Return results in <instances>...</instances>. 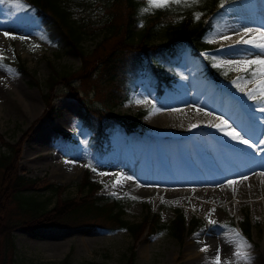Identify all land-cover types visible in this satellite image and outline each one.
Masks as SVG:
<instances>
[{
    "label": "rangeland",
    "instance_id": "obj_1",
    "mask_svg": "<svg viewBox=\"0 0 264 264\" xmlns=\"http://www.w3.org/2000/svg\"><path fill=\"white\" fill-rule=\"evenodd\" d=\"M89 2L90 9L84 12L89 16L76 12L78 18H75L80 22L88 18L92 36H86L82 44L88 52L105 33L104 24L111 13L106 0ZM17 3L13 4L11 19L0 12V153L5 151L3 143L14 144L27 131L16 163L18 172L33 185L31 190L21 192L22 196H35L41 206L38 211L50 210L62 199L84 195L77 188L83 171L89 169L92 180L101 184L99 194L122 201V216L129 223H137L153 213L158 214L160 222L171 223L181 213L186 231L181 240L165 232L152 235L144 232L134 241L126 229L76 222L79 219L65 221L74 226L31 228L25 223L31 220L34 207L20 208L18 193L12 195L10 204L0 199V264H57L63 260L64 264H124L131 249L135 264H245L235 255L238 247L242 255L250 256V264H264V181L245 184L239 179L248 173L234 174L254 162L263 163L264 144L260 141L264 140V112L259 109L264 107L260 95L264 90V63L247 62L264 60V48L255 46L264 43V35L252 34L251 30L261 28L259 25H244L253 23L247 20L251 14L264 15V0H248L244 8L228 14L205 35L204 51L192 55L187 48L176 67L178 77L174 79L173 90H165L158 96L153 85L145 82L136 92H131L129 99L113 113L126 125L135 122L126 127L123 123L116 124L118 120L113 118L114 127L109 132L106 129V138L101 137L104 155L92 164L88 145L91 126L84 125L83 120L90 121L96 115L88 112L89 118L84 117V108L89 105V110L94 112L102 107L99 112L103 115L109 110L103 80L99 79L103 77L101 70L97 77L94 75L86 82L68 79L78 92H72L63 80L54 85L52 103L61 114L53 121L43 116L44 93L51 74L49 64L58 73V79L62 74H75L81 61L59 51L56 45L43 42L37 28L21 24L17 19ZM155 4L161 6L149 7L148 0H140L132 26L135 40L145 31L156 10L167 6L162 0H155ZM114 9L119 10L115 6ZM120 11L125 17L123 6ZM166 28L165 24L152 28L151 40H163ZM207 67L221 69L225 79L215 81L204 75ZM148 71L149 77L156 80ZM117 91L122 93L123 88L120 86ZM193 97L200 104L187 101ZM188 107L202 112L194 109L197 118L190 123L208 113L217 119L212 124L217 127L207 129L208 133H190L188 142H183L185 136L175 138L176 135L169 133L163 138L153 137L156 135L150 132L148 124L152 115ZM143 109L148 112L137 119V113ZM221 121L228 124L223 131ZM232 130L254 147L225 136V132ZM185 150L186 164L179 156ZM193 151L195 156L191 154ZM199 164L208 169L207 175L216 177L211 183L209 179L202 181L205 174ZM133 166L143 167L139 175L132 173ZM128 176L132 183L126 182ZM222 184L228 188L224 197L211 195L203 188ZM59 187L58 191L53 190ZM242 187H247V194H239ZM74 217L78 215L69 218ZM245 218L250 224L247 235L241 232L246 227ZM224 238L231 242L226 251L220 250Z\"/></svg>",
    "mask_w": 264,
    "mask_h": 264
},
{
    "label": "trees",
    "instance_id": "obj_2",
    "mask_svg": "<svg viewBox=\"0 0 264 264\" xmlns=\"http://www.w3.org/2000/svg\"><path fill=\"white\" fill-rule=\"evenodd\" d=\"M14 2L23 5L22 8L19 7V14H17V19L21 24L38 28L43 41L56 45L59 51L79 57L81 61L80 68L75 74L68 76L62 74L58 79V73L49 64L51 74L47 78L48 89L44 93L46 110L43 116L53 121L61 114L53 107L52 102L55 97L51 95L54 85L58 82L63 80L72 92H78L76 87L68 83V79L77 78L81 82H86L101 70L100 73L103 77L99 79L103 80L101 81L106 92H104L105 102L111 115L116 106L128 99L129 92L138 88L140 82L138 81V74L146 70L142 65V57L153 56L168 60L169 56H177L169 64L166 63L167 72L165 76H159L155 72L157 70L159 74H163L165 70L162 71L160 68L150 66L153 74L159 76L156 81L157 91L159 94L162 93L165 85L170 87L172 84L171 76L175 74L173 67L178 63L180 53L188 47L193 50V53L204 48L203 37L206 31L212 29L215 23L220 22L225 14L238 8L243 0H173L166 7L156 11L149 19L145 31L138 36L137 40L134 38L132 26L136 22L134 16L140 2L138 0H106V7L111 10V13H109L104 24L105 33L89 52L82 45L86 36H92L90 35L91 28L88 27V18L82 22L75 18H78L76 12L84 14L86 9H90L91 1L5 0V2L0 3V11L6 17L14 13ZM114 6L119 8L117 12ZM122 6L125 17L120 11ZM195 13L200 14L198 19L195 17ZM83 16L88 17L89 15L84 14ZM159 24H165L167 28L163 40L154 42L151 40L150 30ZM127 56L129 58L125 60ZM210 73L213 77L218 74L215 69H210ZM120 86L123 88L122 93L117 91ZM89 107L88 105L86 113L95 114L97 119L90 124L92 126L93 123L92 129L97 134V138L92 143V148L94 152L99 153L102 147L100 136H105L103 131L107 123L101 121L103 115L99 111L100 109L103 110L102 107H93L97 108L94 109V112H91ZM27 134L25 131L24 140ZM23 139L14 144L3 143L5 151L0 153V199L2 201L7 200L10 204L12 195L15 196L20 193L16 197L17 201H20L19 207H34V215L32 214L31 220L29 219L30 221L25 223L26 226L37 228L72 225L71 223L66 224L65 221L75 222L76 219H79L76 222L99 226L108 224L112 228L126 229L134 241H137L144 232L153 234L161 231L172 234L177 240L182 239L186 231L183 214L177 213L171 223L160 222L157 214H147L141 221L129 223L122 216L123 205L118 199L97 195L100 185L89 178L88 171L84 172L77 188L81 194H84L83 196L77 199H62V201L55 203L50 210L38 211L41 206L35 200L36 197L25 198L21 193L31 190L33 185V182L28 181L17 170L16 161L21 152ZM55 189L58 191L61 188H54L53 190ZM72 215H78V217L70 219L69 217ZM244 222L246 233H248L250 224L246 218ZM125 261L124 264H135L132 249L126 254ZM64 262L65 260L57 264H64Z\"/></svg>",
    "mask_w": 264,
    "mask_h": 264
},
{
    "label": "bare ground",
    "instance_id": "obj_3",
    "mask_svg": "<svg viewBox=\"0 0 264 264\" xmlns=\"http://www.w3.org/2000/svg\"><path fill=\"white\" fill-rule=\"evenodd\" d=\"M251 15L248 17L247 20L248 21L253 20V23L251 21L252 24H246V25H244V27H251V25L257 24V25H259L258 27L264 28V15L263 16H260L258 14L256 16H251ZM261 28H257V29L254 28L253 30H251L252 34L259 36V37H262L264 35V29H261ZM187 101L193 102L195 104H200V102L197 101V99L195 97H193L192 99H189ZM194 109L198 110V108L196 109V107L195 108L188 107L187 110L182 109L181 111H177V112H174V111L168 112L167 111V112L156 113L154 116L152 115V117H151L152 119H151L150 123H148L149 126L151 127L150 132L155 133L153 135H156V136H153V137L161 136V138L166 137L167 136L166 133H169L171 135H176L175 138H178L180 136H185V138L183 139V142L189 141L187 136L190 133H197L198 134V131L199 132L201 131V133H202V131L204 133H207L208 132L207 129H210L212 127L211 125L215 124L217 119L214 117H211L209 115L204 114V118L195 119L193 121V124H192V123H190L191 120H193L194 118H197V113L194 112ZM199 112H201V111H199ZM186 114H188V115H186ZM179 118H181V120H180L181 122H179L178 126H176L177 122L179 121ZM197 148H199V147H197ZM186 153L187 152L185 150L183 153L181 152L179 155L180 161L183 163L185 162V164H186L185 155H187ZM197 153H198V151H197ZM191 154L194 155L195 152L193 151ZM201 156H202V153H201ZM144 161H147V160L146 159L142 160L141 163ZM64 166H66V165H64ZM199 166H200L202 172H204V174H205V178H203L202 181L203 180L206 181L207 179H209L208 183H211L216 177L214 176V179H213L212 176L206 174V170H208L207 168H204L201 164H199ZM249 166L247 168H244V169L234 173V174H240L243 172L248 173L247 177L240 178L239 182H242V183L244 182L245 184H248L251 181H257V180H263L264 181V157H263V163L262 164H260V163L257 164L254 162L253 165H249ZM236 167L237 166H235V168ZM142 168L143 167H139V166L134 167L133 166V167H131V171H132V173H136L137 175H139L141 173ZM187 170H189V169L187 168ZM252 170H253V172L251 173ZM189 172H190V170H189ZM217 178L220 179V177H217ZM125 180L127 183H132L131 181H133V179H131L130 176H128V178H125ZM188 181H190V180H188ZM192 181H195V179ZM200 183H202V182H200ZM176 188H179V187H176ZM203 188H204V190H207L211 195H214V196L220 195L221 197H224L225 194L227 193L226 190H228V188L226 187V184H222V186H214V185L210 186V187L205 186ZM246 188L247 187H242L239 194H242V195L247 194ZM178 191H180V190L178 189ZM183 191H185V190L183 189ZM229 245H231V242H229L228 239L224 238V240L220 243V250L225 249V251H226L227 248L229 247ZM52 247L56 248L55 245H53V244H52Z\"/></svg>",
    "mask_w": 264,
    "mask_h": 264
},
{
    "label": "snow or ice",
    "instance_id": "obj_4",
    "mask_svg": "<svg viewBox=\"0 0 264 264\" xmlns=\"http://www.w3.org/2000/svg\"><path fill=\"white\" fill-rule=\"evenodd\" d=\"M3 2H5V0H0V3H3ZM148 2H149V7H152L154 5L155 6H161V5H156L155 4V0H148ZM167 3H168V0H162V4L163 5H167ZM221 6H223V5H221ZM16 7L22 8L23 5L22 4H16ZM194 15L198 19L200 14L199 13H195ZM225 39H228V37H225ZM241 42L250 43V41H243V40ZM255 46L258 47V48H264V43L257 44ZM247 63H253V64H255V63H264V60H261V61L253 60V61H249ZM233 83L235 84L236 81H233ZM240 90L243 91V89H240ZM252 94H253L252 92H249L248 93L249 96H252ZM260 95H261L262 98H264V90L261 91ZM259 110L262 111V112H264V107H261ZM205 114L207 115L208 113H205ZM220 123L223 125V128L220 129L221 131H223L224 128H227L228 127V124H227L226 121H221ZM211 126L217 127V125H211ZM225 135H230V137L233 140H238L242 144L248 145L249 147H254V145L250 144L248 140L242 139L240 137V134L238 132H236L235 130H232L230 133L229 132H225ZM260 143L261 144H264V140L260 141ZM210 222H212V221H210ZM246 247H250V245H248ZM235 255H237L238 257H241L245 261V264H250V256L247 253H244L242 255L241 252L239 251V247H238V250L235 253ZM218 260H219V256H217V262H218Z\"/></svg>",
    "mask_w": 264,
    "mask_h": 264
}]
</instances>
